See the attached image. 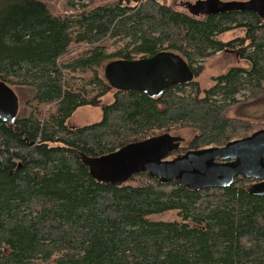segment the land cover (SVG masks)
<instances>
[{
    "label": "trees",
    "instance_id": "16d2710c",
    "mask_svg": "<svg viewBox=\"0 0 264 264\" xmlns=\"http://www.w3.org/2000/svg\"><path fill=\"white\" fill-rule=\"evenodd\" d=\"M167 1L89 0L64 16L51 0H0V81L20 100L15 124L0 120V264H264V196L248 191L258 181L196 191L141 173L112 186L83 162L182 129L196 134L167 159L264 129L227 116L264 99V19L244 8L195 16ZM227 50L247 67L206 90L194 80L151 98L104 78L113 60L171 51L196 79ZM112 92L99 122L67 125ZM172 211L180 221L151 219Z\"/></svg>",
    "mask_w": 264,
    "mask_h": 264
},
{
    "label": "water",
    "instance_id": "95a60500",
    "mask_svg": "<svg viewBox=\"0 0 264 264\" xmlns=\"http://www.w3.org/2000/svg\"><path fill=\"white\" fill-rule=\"evenodd\" d=\"M255 10L264 19V0L249 2L205 0L191 14L203 16L216 9ZM104 78L115 91H138L151 98L161 97L173 86L187 85L195 73L185 59L171 51L137 60H113L104 68ZM20 100L15 91L0 81V120L15 124ZM183 138L164 134L132 144L115 154L96 159L83 156L91 175L107 185H122L132 176L148 173L162 183L176 182L189 190L228 188L238 177L258 181L249 193L264 196V129L232 141L224 147L187 151L173 159L171 152L182 146Z\"/></svg>",
    "mask_w": 264,
    "mask_h": 264
},
{
    "label": "rangeland",
    "instance_id": "374dc122",
    "mask_svg": "<svg viewBox=\"0 0 264 264\" xmlns=\"http://www.w3.org/2000/svg\"><path fill=\"white\" fill-rule=\"evenodd\" d=\"M201 1L205 0H169L167 4L181 12H191V10ZM235 2H249L250 0H221ZM53 7L60 15H74L76 7L80 4L89 3V0H51ZM76 6V7H75ZM240 35L237 33H228L223 37V40H231ZM75 50V49H74ZM73 50V51H74ZM76 51V50H75ZM204 70L202 74L195 80L200 83L203 90L209 89L214 85V78L225 74L228 70L234 67H247V64L238 58L236 52L218 53L202 62ZM104 73V71H103ZM16 91H18L16 89ZM19 92V91H18ZM113 92L102 99L101 105L98 107L86 106L79 108L67 122L69 127H84L99 122L102 118V106H107L113 102ZM19 95V94H18ZM240 98H244L240 96ZM227 116L230 118H242L255 122H264V99L257 102H245L239 104L230 111ZM173 136L183 138V147L187 148L189 142L194 137L196 132L192 129H182L171 133ZM154 221L175 222L180 221L177 212H167L165 214L154 215L151 217Z\"/></svg>",
    "mask_w": 264,
    "mask_h": 264
},
{
    "label": "flooded vegetation",
    "instance_id": "af4514ba",
    "mask_svg": "<svg viewBox=\"0 0 264 264\" xmlns=\"http://www.w3.org/2000/svg\"><path fill=\"white\" fill-rule=\"evenodd\" d=\"M225 52H231V51H228V50H227V51H225ZM221 53H222V52H221ZM236 53H237V52H236ZM237 55H238V54H237ZM238 58H239V57H238ZM241 67H242V66H241ZM243 67H244V66H243ZM255 183H256V182H255Z\"/></svg>",
    "mask_w": 264,
    "mask_h": 264
}]
</instances>
